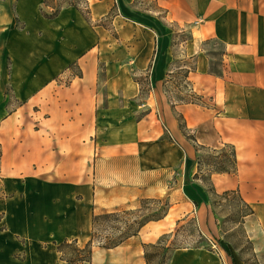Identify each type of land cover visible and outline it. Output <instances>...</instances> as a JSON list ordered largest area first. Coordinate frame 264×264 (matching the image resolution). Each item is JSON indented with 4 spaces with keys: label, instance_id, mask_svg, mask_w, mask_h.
Instances as JSON below:
<instances>
[{
    "label": "crops",
    "instance_id": "obj_1",
    "mask_svg": "<svg viewBox=\"0 0 264 264\" xmlns=\"http://www.w3.org/2000/svg\"><path fill=\"white\" fill-rule=\"evenodd\" d=\"M42 2L0 0L3 192L12 194L0 212L23 239L4 246L8 229L0 227V264H64L55 241L84 236L86 244L94 213L135 207L143 198L169 200L171 208L123 244L93 249L91 264H147L144 244L192 218L213 237L208 193L194 177L196 142L235 150L236 171L212 172L213 187L239 193L264 234V0H157L178 30L165 31L158 43L141 40L125 55L113 49L106 28L92 26L75 7L50 19ZM92 3L97 19L115 0ZM95 4L104 6L99 17ZM182 30L190 33L181 43L184 67L203 103L173 105L161 90L175 59L173 34ZM133 67L150 68L151 94L143 102ZM219 246L178 248L169 264H244Z\"/></svg>",
    "mask_w": 264,
    "mask_h": 264
},
{
    "label": "rangeland",
    "instance_id": "obj_2",
    "mask_svg": "<svg viewBox=\"0 0 264 264\" xmlns=\"http://www.w3.org/2000/svg\"><path fill=\"white\" fill-rule=\"evenodd\" d=\"M90 5L93 8L92 0ZM115 6V7H114ZM111 13V15H108ZM106 18H93L92 26H97L103 30L106 28L110 33V38L113 39V49L117 50V54L125 55L129 51L128 47L133 44L137 47L141 40L148 42L149 44L158 43L165 31L178 30L177 27L172 24L167 18V11L158 4L157 0H115V4L108 12ZM21 22V21H20ZM20 24V23H19ZM21 26V25H20ZM107 34V33H106ZM185 32H177L173 34V42L179 44L182 38L186 36ZM117 35V37L115 36ZM114 38H121V42ZM107 43V42H105ZM119 43L121 45H119ZM219 51L221 45H217ZM177 63L173 67L169 78V82L166 80L163 82L162 88L165 96L168 98L171 104L179 103L181 99L184 100H197L194 93L192 83L184 77L183 69L179 68L184 64V57L181 53V46L177 47ZM134 68V67H133ZM100 85L104 87L105 71L106 67L104 63H100ZM73 70L80 74V70L73 67ZM133 78H136L141 82V92L139 99L143 102L151 93L152 83L149 80L148 70H132ZM161 92V91H160ZM162 92V93H163ZM9 95V103L11 107H15L18 102L14 97L12 89H7ZM11 112V110H8ZM142 110L138 112L137 116L142 114ZM232 148L227 146L220 148L216 151L211 149H205L200 152L201 165L203 168V175L201 181L205 185L208 193L207 206L212 219H214L217 230L213 233V237L209 235L201 236L199 226L195 218L188 220L176 228H179L176 236L171 237L169 242L175 241V244L182 247H204L213 249L211 245V239H215L220 245L227 251H234L243 260L244 264H264V234L253 214H251L250 205L247 204L241 195L237 192L229 194L217 193L209 179L211 170L220 167L222 161H224L225 153L232 154ZM227 165H234V162H230ZM8 183V182H6ZM5 176L1 175L0 179V205L10 203L12 196L11 193L5 194L3 188L6 185ZM23 202V200H20ZM140 203L131 208L124 209H136L141 207ZM120 209V210H124ZM160 209V205L156 203H146L143 207V211L136 213L139 216L142 213H153ZM4 213L0 212V223L4 228V246L10 245L11 241L23 242L21 237H14V229L12 228L10 218L3 220ZM10 225V229L8 227ZM108 233L110 229L107 230ZM72 246L68 251L72 254ZM94 250L97 252L105 251L96 245ZM216 250H221V247ZM156 251L151 250V254ZM23 253L17 254L22 258ZM161 259L155 257L152 259L151 264H160ZM64 264H69L64 262ZM79 264V263H77ZM91 264V263H84ZM95 264H109L105 260L96 261Z\"/></svg>",
    "mask_w": 264,
    "mask_h": 264
},
{
    "label": "trees",
    "instance_id": "obj_3",
    "mask_svg": "<svg viewBox=\"0 0 264 264\" xmlns=\"http://www.w3.org/2000/svg\"><path fill=\"white\" fill-rule=\"evenodd\" d=\"M68 7H75L77 10H79L82 15L86 18V20L92 25L93 24V18H92V9L90 5V0H43L41 4V13L46 18H56L60 15L62 10L64 8ZM115 7V6H114ZM108 15H111L109 13ZM107 15H105L103 18H106ZM18 26H20V20L17 18ZM23 26V25H21ZM177 32H185L187 33L185 37L182 38V41L177 44L176 42H173V52H174V62L171 65V68L168 71L166 83L169 82V78L174 71L173 67H175L177 63V47L181 46V43L183 41H186L190 37V33L186 30L182 31H175V34ZM117 37V35H115ZM185 64V62H184ZM183 65H180L179 68H184L183 73L184 77L188 80V73L190 71V68L184 67ZM152 66V62L150 64V67ZM149 72V80H150V68L148 69ZM81 75V72H80ZM136 81H138L141 85V82L134 78ZM151 82V81H150ZM10 89V88H9ZM193 95L197 100H184L181 99L179 103H203L202 97L194 90ZM176 103H173L175 105ZM143 116V113L140 114L139 117ZM1 125V122H0ZM189 137L194 139L196 138L193 134L187 132ZM197 150L200 154L202 150L205 149H211V150H218L215 148L207 147L205 145H202L198 142H196ZM232 148V147H231ZM232 154H224L225 160L222 161V165L220 167L214 168L211 170L212 172H234L236 171L237 164H236V156H235V150L232 148ZM3 144L0 141V179L2 175V162H3ZM234 162V165H227L230 164V162ZM198 162V171L195 174L196 179L201 180V176L203 175V168L201 165V158L200 155H198L197 158ZM210 173V175H211ZM211 181V177H209ZM212 183V181H211ZM213 185V184H212ZM214 188V187H213ZM215 190V189H214ZM234 191H225L222 194H229ZM146 203H156L160 205V209L153 213H142L139 216L135 215L136 213H140L143 211V207ZM141 207H138L136 209H124V210H113V211H106L99 214H93L92 219V230H91V238L89 241L84 245L81 246L79 244V241L77 238H65L61 242L55 241L56 248L59 252H61V259L66 261L69 264H84V263H91L93 258V249L95 245L105 247V248H114L121 244H123L127 239H129L132 236H135L139 234L141 229L144 225H146L148 222L152 220H159L164 218L170 208L171 203L169 200H163L160 198H143L141 199ZM197 204V203H196ZM251 214H254V209L250 206ZM2 219H0L1 222ZM181 223L179 222L178 225ZM108 229H110V232L108 233ZM179 231V228H176L174 232L171 233H165L161 236V238L156 243H145V257L147 260V264H151V261L153 258L158 257L161 259L160 264H169L170 260L178 248H183L182 246H178L175 244V241L169 242L171 237L176 236L177 232ZM200 235L204 236L202 231L199 229ZM72 246L73 253L71 254L68 249ZM198 247V246H197ZM151 250H155L156 252L154 254H151Z\"/></svg>",
    "mask_w": 264,
    "mask_h": 264
},
{
    "label": "bare ground",
    "instance_id": "obj_4",
    "mask_svg": "<svg viewBox=\"0 0 264 264\" xmlns=\"http://www.w3.org/2000/svg\"><path fill=\"white\" fill-rule=\"evenodd\" d=\"M94 10H95V17H99L103 14L104 12V6L101 5V4H95V7H94ZM85 240L86 238L84 236H82L80 239H79V243H82L83 245H85ZM81 245V244H80ZM96 258H97V255H96Z\"/></svg>",
    "mask_w": 264,
    "mask_h": 264
},
{
    "label": "built area",
    "instance_id": "obj_5",
    "mask_svg": "<svg viewBox=\"0 0 264 264\" xmlns=\"http://www.w3.org/2000/svg\"><path fill=\"white\" fill-rule=\"evenodd\" d=\"M219 242H217L215 239H211V245H212V248L213 249H217V248H219L220 246H219Z\"/></svg>",
    "mask_w": 264,
    "mask_h": 264
}]
</instances>
